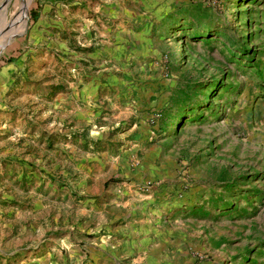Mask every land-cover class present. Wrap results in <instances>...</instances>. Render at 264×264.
Wrapping results in <instances>:
<instances>
[{"label": "rangeland", "instance_id": "1", "mask_svg": "<svg viewBox=\"0 0 264 264\" xmlns=\"http://www.w3.org/2000/svg\"><path fill=\"white\" fill-rule=\"evenodd\" d=\"M111 2L73 0L67 18L66 0H0V264H83L112 243L104 203L149 197L190 264H264V0H168L156 48L118 64L99 34ZM115 72L135 81L112 87ZM97 73V113L66 110ZM187 83L210 85L212 108L171 121Z\"/></svg>", "mask_w": 264, "mask_h": 264}, {"label": "crops", "instance_id": "2", "mask_svg": "<svg viewBox=\"0 0 264 264\" xmlns=\"http://www.w3.org/2000/svg\"><path fill=\"white\" fill-rule=\"evenodd\" d=\"M66 1L67 5L62 4L65 9L56 8L54 14L59 17H75L74 12L78 6L71 5L73 0ZM127 1H130L131 5L129 7L123 6L124 2ZM167 4L168 0H112L110 4L105 5V8L108 9L101 13L104 24L99 34L103 37V42L108 44L105 48H109L110 52L108 51L109 53L106 56L112 58L114 64H118L124 51L128 50L130 52L132 50L131 52H133V49L136 50L138 47H142L147 52L156 48V39L161 40L164 37L161 34L165 35L166 33L164 27L168 23V16L170 15ZM133 8L147 11L140 12ZM44 12V10L41 11V16ZM35 16L37 18L38 15L35 14ZM155 55L156 52L151 56ZM129 73L130 75H128ZM100 76V73L94 74L97 79L88 81L80 89L74 88L72 95L64 98L62 106L76 116L78 114H88L83 115L84 119H89V113L91 115L97 113L93 108H95L94 105L99 106L102 97V95L100 97ZM129 76L133 77L132 80H128ZM123 77L125 80H123ZM107 78V84H114L111 85L112 87L115 84L118 85V83L127 85L128 81L131 84L135 81L132 72H126V75L115 72ZM121 85H118V88H121ZM121 94L118 95V98L123 100L121 102V113H129L128 103ZM123 94L127 95L128 93L124 92ZM80 102L82 106H79ZM121 186L126 187V183L120 182L117 187ZM131 187L132 185L127 187L129 189L128 193L131 192ZM142 189L148 191L149 187L145 186ZM152 199L149 197L138 204L117 200L105 202L103 208L99 210L98 218L103 217L104 213H108V209L116 212L109 219L110 224L117 227L112 232V243L103 242L98 244L97 247L90 246L86 260H83V256L78 254L80 256L79 261H83V264H190V261L185 260L186 233L183 230H177L176 226L171 229L167 227L168 224H165V227L159 222L152 223L157 220L155 216H150L147 212V205L152 203ZM182 203H184L183 207L186 208L187 202L183 201ZM165 204V209H176L180 206L173 207L168 202ZM165 217L164 215L163 218ZM160 219L159 217L157 221H160ZM167 223L170 222L167 221Z\"/></svg>", "mask_w": 264, "mask_h": 264}, {"label": "trees", "instance_id": "3", "mask_svg": "<svg viewBox=\"0 0 264 264\" xmlns=\"http://www.w3.org/2000/svg\"><path fill=\"white\" fill-rule=\"evenodd\" d=\"M33 19L36 18L35 14L32 15ZM194 36V35H193ZM244 38L241 40V45H240V49L242 51L247 50L246 48V42L244 41L247 37L249 39L250 36H243ZM249 41V40H248ZM232 53V52H231ZM234 57H237V55H235ZM11 60V59H10ZM254 67L258 70L259 66L258 65H254ZM197 83V82H196ZM210 89L211 86H205L202 87V84H189L187 83L182 91H181V95L180 97L175 100H172V103L170 105L169 111L170 112L169 115H172L171 117V121H174L176 119V117H181V119H185V117H188L189 119L192 120H197V117L201 115L200 112H198L197 117H190L188 116L189 113H192L196 107H199L198 111H204L206 109H210L212 108V103H210L212 100H208V97L210 96ZM198 93H201V95H199ZM196 97H200L198 99H195ZM192 100V101H189ZM184 122L186 121H190V120H183ZM225 207H227V204H225V206H222L221 209H225Z\"/></svg>", "mask_w": 264, "mask_h": 264}, {"label": "bare ground", "instance_id": "4", "mask_svg": "<svg viewBox=\"0 0 264 264\" xmlns=\"http://www.w3.org/2000/svg\"><path fill=\"white\" fill-rule=\"evenodd\" d=\"M17 11V10H16ZM4 13V11H3ZM5 14V13H4ZM17 14V13H15ZM14 19V18H13ZM4 34V28L0 26V37Z\"/></svg>", "mask_w": 264, "mask_h": 264}, {"label": "built area", "instance_id": "5", "mask_svg": "<svg viewBox=\"0 0 264 264\" xmlns=\"http://www.w3.org/2000/svg\"><path fill=\"white\" fill-rule=\"evenodd\" d=\"M146 187H149V186L146 185ZM179 196H181V193L179 194Z\"/></svg>", "mask_w": 264, "mask_h": 264}]
</instances>
